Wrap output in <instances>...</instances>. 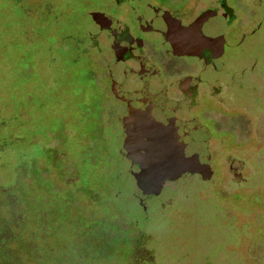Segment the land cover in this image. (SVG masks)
<instances>
[{"label":"rangeland","instance_id":"obj_1","mask_svg":"<svg viewBox=\"0 0 264 264\" xmlns=\"http://www.w3.org/2000/svg\"><path fill=\"white\" fill-rule=\"evenodd\" d=\"M98 3L0 0V264H264V0L237 2L240 29L218 61L231 112L215 107L219 119L203 121L216 138L212 166L167 182L145 211L152 159L113 125L94 136ZM29 101L26 122L17 109ZM42 194L53 211L37 206ZM76 206L82 222L59 219Z\"/></svg>","mask_w":264,"mask_h":264},{"label":"flooded vegetation","instance_id":"obj_2","mask_svg":"<svg viewBox=\"0 0 264 264\" xmlns=\"http://www.w3.org/2000/svg\"><path fill=\"white\" fill-rule=\"evenodd\" d=\"M110 1L99 0L93 10L101 36L94 69L98 91L94 136L101 138L106 125H113L135 143L149 165L152 159L156 176L148 179L140 201L145 211L148 198L159 195L167 182L185 176L200 179L213 164L216 138L203 121L219 119L215 107L231 112L213 77L231 46V36L240 29L235 24L239 0ZM139 6L143 11L137 13ZM163 132L171 134L176 140L171 143L178 147L192 148L196 164L206 167L196 174L179 173L172 156L158 153L169 139L160 138ZM232 163L243 167L240 161ZM230 172L241 177L236 168Z\"/></svg>","mask_w":264,"mask_h":264},{"label":"trees","instance_id":"obj_3","mask_svg":"<svg viewBox=\"0 0 264 264\" xmlns=\"http://www.w3.org/2000/svg\"><path fill=\"white\" fill-rule=\"evenodd\" d=\"M22 60H23V62H24V64H25V68H26V71L27 70H31V65H32V63H33V58H32V55H30V54H28V53H24L23 54V56H22ZM32 74V73H31ZM26 76L28 77V78H30L31 76H30V73L27 71V74H26ZM16 85H18V83H16L15 84V86ZM32 96H34V100L35 101H38V95L37 94H35V95H32ZM17 102V104H18V101H16ZM22 102V101H21ZM23 103H25L24 101H23ZM23 103H21V105L23 106ZM20 104V103H19ZM25 106H27V107H29V109H28V111L27 112H24L23 110L21 111V109H17V115H18V117L20 116V114H22L24 117H25V119H26V122L29 120V122H30V119H32L33 120V118L32 117H34V114L32 113V111H31V109L34 107V106H32L31 104H30V101H29V103H27V104H25ZM28 118H30V119H28ZM62 128V124H56L55 125V131H53L52 133H53V135H54V139L55 140H57L58 139V137L60 136V135H58L57 134V131H59V130H61V133H63L64 134V128L63 129H61ZM43 160H45V159H43ZM45 170V169H44ZM44 170H41L42 171V173L41 174H43L45 171ZM55 179H53V178H51V179H48V180H45V182L47 183V185H49V186H54L55 184V181H54ZM25 189H26V192L27 193H34V189H33V187H29V185L28 184H26L25 185ZM73 201H74V198H73ZM38 203V204H37ZM36 204H37V206H41L42 207V209H46L47 211L49 210V211H53V209H51L53 206H54V198H52V197H50V195H47V194H45V195H41V197H40V200L37 202ZM76 203V202H75ZM56 205V204H55ZM83 209L82 208H80V207H78V206H76V207H71L70 209H65V210H59L58 211V217H59V219H61V220H63V221H65V220H67V219H69L71 222H82V220H83Z\"/></svg>","mask_w":264,"mask_h":264},{"label":"water","instance_id":"obj_4","mask_svg":"<svg viewBox=\"0 0 264 264\" xmlns=\"http://www.w3.org/2000/svg\"><path fill=\"white\" fill-rule=\"evenodd\" d=\"M171 136V134H165L164 132L160 133V138L165 139L167 137L169 139L168 143H165L166 146L163 144L164 142L162 143L161 141V145L163 144L162 147L164 146V148L160 149L158 153H167L172 156V163L174 166H176L177 171L181 174L200 173L206 167L207 164H196V155L192 148L185 149L182 147H178V145H176L175 143H171L176 142V140H173V137ZM158 144L160 145V143Z\"/></svg>","mask_w":264,"mask_h":264}]
</instances>
